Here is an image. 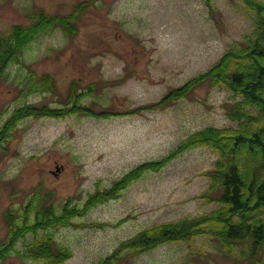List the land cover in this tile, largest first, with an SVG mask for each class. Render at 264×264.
Returning a JSON list of instances; mask_svg holds the SVG:
<instances>
[{"label":"rangeland","instance_id":"1","mask_svg":"<svg viewBox=\"0 0 264 264\" xmlns=\"http://www.w3.org/2000/svg\"><path fill=\"white\" fill-rule=\"evenodd\" d=\"M39 10L65 17L74 12L73 31L42 30L8 66L7 81L0 83V124L23 104L68 107L74 94L80 107L100 116L26 119L9 132L0 149V250L10 239L7 208L21 213L34 205L31 225L41 206L38 195L48 194L43 207L56 214L68 204L81 210L88 194L156 161L158 168L144 170L114 198L70 217V226L47 230L71 252L62 264H264V250L251 258L239 249L226 256L205 235L148 251L120 246L148 228L218 207L204 193L211 192L219 151L203 144L178 147L205 128L237 129L231 112L240 99L207 80L161 106L134 110L208 71L253 31L254 13L240 0H0V35L29 25ZM43 75L51 78L48 90L32 84ZM33 237L26 231L0 264H43L16 253Z\"/></svg>","mask_w":264,"mask_h":264},{"label":"trees","instance_id":"2","mask_svg":"<svg viewBox=\"0 0 264 264\" xmlns=\"http://www.w3.org/2000/svg\"><path fill=\"white\" fill-rule=\"evenodd\" d=\"M205 1L207 3L209 0ZM240 1L247 10L254 13L253 31L244 37L241 43H236L205 73L170 91L156 104L134 110L141 112L161 106L165 100L179 98L207 80L225 86L240 99L234 104L231 112L238 121L237 129L205 128L188 137V140L178 147L181 149L186 145L203 144L213 146L219 151L218 168L210 173L213 180L212 190L210 189V193H204L205 197L218 204V207L200 217L148 228L120 244L121 247L148 251L162 242L185 241L194 236L205 235L211 237L218 250L226 256H230L234 249H239L241 254L245 252V255L251 258L264 250V3L257 0ZM74 11L80 14L83 9L78 6ZM75 15L77 14L73 12L68 17L55 16L39 10L29 17V25H14L7 35H0V83L7 81L8 66L19 60L20 54L38 33L44 29L55 28H65L66 32H71V22L77 18ZM231 60L233 62L229 64ZM228 64L233 65L227 72ZM32 84L37 89L48 90L51 88V78L43 75L39 79H33ZM79 96L74 94L73 102L68 107L51 108L46 105L23 104L12 110L0 124V149L4 150L9 132L11 134L18 123L26 119L60 118L78 113L100 116L87 107H80ZM258 123L261 125L253 129L252 125ZM159 166L160 163L156 161L139 165L113 183L109 189L88 194L81 210L70 208L68 204L56 214L53 207H43L42 202H45L48 194L38 195L35 200L36 203L40 202L41 206L37 205L34 209L35 218L32 225L29 222V209L34 205L29 203L21 213L7 208L3 212V222L10 239L0 250V259L10 251L18 238L24 237L25 232L30 230L34 237L24 245L21 253H16L22 258L41 261L43 264H62L70 258L71 252L67 247L56 244L53 233L47 230L56 226H70V217L79 216L81 211L114 198L130 180L137 178L144 170ZM38 230H42L43 234L38 236ZM240 245L245 249L240 248ZM99 264H109V260L108 263L104 261Z\"/></svg>","mask_w":264,"mask_h":264}]
</instances>
